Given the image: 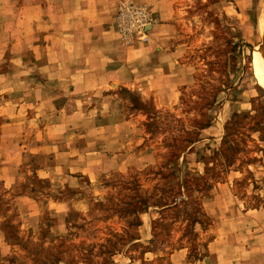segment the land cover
<instances>
[{
	"label": "rangeland",
	"instance_id": "374dc122",
	"mask_svg": "<svg viewBox=\"0 0 264 264\" xmlns=\"http://www.w3.org/2000/svg\"><path fill=\"white\" fill-rule=\"evenodd\" d=\"M103 1L120 80L61 35L86 0H0V264H264V0Z\"/></svg>",
	"mask_w": 264,
	"mask_h": 264
},
{
	"label": "crops",
	"instance_id": "0c3cea01",
	"mask_svg": "<svg viewBox=\"0 0 264 264\" xmlns=\"http://www.w3.org/2000/svg\"><path fill=\"white\" fill-rule=\"evenodd\" d=\"M111 8L107 1L103 0H86L84 5L77 10V20L74 23H70L68 19V13L62 14V22L66 23L63 25V33L61 35L65 38L67 44L69 43V38L75 36L78 39V48L82 50L83 56L87 57L92 54L95 57H102L106 61H112L114 64L111 71V76L108 79L115 80L116 77L120 80L119 75H117L119 67L121 66V61H114L115 56L109 55L113 52L118 54V52L126 53L125 49L120 47V44L116 38V35L111 30V23L113 20L110 17V13L107 14L106 11H110ZM76 24V25H73ZM158 30V29H157ZM164 37L151 39L152 43L160 42L164 40ZM156 51L158 49H155ZM63 52V50H62ZM159 51L158 58H163L166 60V56ZM117 69V70H116ZM127 84H131L130 82ZM1 120V119H0ZM11 124H2L0 126V181L3 184L13 186L16 173V161L22 155V149L20 146V138L16 127ZM4 126H7L3 129ZM10 136V137H9ZM10 138L11 140H6L4 138ZM18 139V140H17ZM14 174V176H13ZM4 243L2 232L0 231V247ZM216 264V263H215Z\"/></svg>",
	"mask_w": 264,
	"mask_h": 264
},
{
	"label": "built area",
	"instance_id": "2783aa9c",
	"mask_svg": "<svg viewBox=\"0 0 264 264\" xmlns=\"http://www.w3.org/2000/svg\"><path fill=\"white\" fill-rule=\"evenodd\" d=\"M149 23V17L141 8L121 9L117 15V28L124 38L131 34L134 28H144Z\"/></svg>",
	"mask_w": 264,
	"mask_h": 264
},
{
	"label": "bare ground",
	"instance_id": "6f19581e",
	"mask_svg": "<svg viewBox=\"0 0 264 264\" xmlns=\"http://www.w3.org/2000/svg\"><path fill=\"white\" fill-rule=\"evenodd\" d=\"M257 53H258V52H257ZM260 53H261V52H260ZM263 54H264V53H263ZM262 57H263V56H262ZM256 60H257V59H256ZM257 62H258V61H257ZM262 62H263V61H262ZM263 64H264V63H263ZM263 64H262V65H263ZM259 66H260V64H259ZM260 69L262 70V72H263V74H264V69H262L261 66H260ZM260 83H261V85H262V87H263V89H264V79H263V78L260 79Z\"/></svg>",
	"mask_w": 264,
	"mask_h": 264
}]
</instances>
